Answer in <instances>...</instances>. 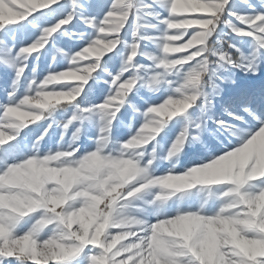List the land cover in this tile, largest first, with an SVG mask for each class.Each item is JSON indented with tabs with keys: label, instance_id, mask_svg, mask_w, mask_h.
Here are the masks:
<instances>
[{
	"label": "rangeland",
	"instance_id": "obj_1",
	"mask_svg": "<svg viewBox=\"0 0 264 264\" xmlns=\"http://www.w3.org/2000/svg\"><path fill=\"white\" fill-rule=\"evenodd\" d=\"M114 1L0 0V264H85L92 253L97 264H139L140 237L123 241L118 223L128 208L149 209V225L168 230L183 214L234 220L235 237L220 236L210 262L168 241L165 264H264V152L244 170H201L252 132L264 137V118L250 123L240 107L229 111L264 90V16L241 23L232 18L241 0H223L206 25L198 4L210 0H167L165 21L139 25L131 38L141 0L130 10ZM149 28L154 42L143 34ZM137 44L134 60H124ZM175 102L189 107L168 115ZM241 116L251 126L236 136ZM146 136L142 151L136 141ZM257 142L255 151L264 138ZM166 157L174 160L154 166ZM129 163L147 180L126 194L116 187ZM94 220L106 222L97 245Z\"/></svg>",
	"mask_w": 264,
	"mask_h": 264
},
{
	"label": "bare ground",
	"instance_id": "obj_2",
	"mask_svg": "<svg viewBox=\"0 0 264 264\" xmlns=\"http://www.w3.org/2000/svg\"><path fill=\"white\" fill-rule=\"evenodd\" d=\"M119 1L120 0L114 1V7L115 8H116V6L119 5ZM166 2H167V0H141L140 5L138 7V19L141 18V20L139 19V21H140L139 22L138 19H136L134 24L131 26V30H130L131 38L138 36L137 34L139 31V28H142V27H139V25H142L144 28L148 29V26L150 24H152L154 21H156L157 23H158V21H165L164 16H162L160 14V12L162 11V7ZM222 2H223V0H210L208 2L202 1V3L198 4L199 9L203 10L206 13V15H205L206 16V19H205L206 25H208L212 21V19H214L215 15L218 13V11L221 7ZM126 4H127L128 9H129L131 6V0H127ZM194 5L196 6L197 2ZM173 6H174V4H173ZM263 6H264V0H241L239 13H238V15H233L232 18L236 19L237 21H239L241 23L242 22L249 23L254 18H261L264 16V9L262 8ZM9 14H10V18H13V19L16 18V15H15L13 10H9ZM119 26H117V28L115 29L116 34H118L120 32L121 27H119ZM150 28H149V30H150ZM151 30L149 33L143 32V34L145 35L147 40L154 42L153 38H155V37L153 36V33H155V32H153V31L151 32ZM139 49H140L139 44H137L136 46H132V47L127 45V53L123 57V59L128 60V61L134 60L136 54L139 52ZM148 49L150 50V52L151 51L156 52L151 43H150V45H148ZM143 59H145V58H143ZM253 105H256V108H253ZM188 107H189L188 104H186L185 102H183V103H176L175 102L172 104L171 109H169V111H167V113H168V115H172L177 110L182 111L183 109H186ZM239 107L241 108V111L243 112V114H245L246 116H248L251 119L250 123L251 122L257 123V121L259 122L261 119L264 118V117H261L262 116L261 112L264 116V90H261L258 93H256L255 99H253V103L251 105H242L241 106L239 101L236 102L234 107L232 109H229L230 113L234 114L233 111H236L237 110L236 108H239ZM257 108L261 112L257 111L258 110ZM156 110H153V111L151 110L152 111L151 114L153 117L157 116L158 110L157 111ZM148 118H149V115H148ZM245 118H247V117H245ZM240 120L242 121L241 122L242 125L241 126H235V128L236 127L237 128L235 130H233V131H235L236 136H238L237 134L243 135V131L244 130L246 131V129H248V128H246V125L244 124V123H247L248 120L246 121L242 116L240 117ZM248 125H250V124H248ZM248 125H247V127H248ZM149 126L150 125H148V124H143V126L140 128L141 133H144L147 130H149L148 129ZM162 126H163V123H161L158 130ZM152 132H154V131H152ZM248 132H249V130H248ZM251 134H252V136L250 135L251 136L250 139L246 140V141L244 139V142L242 141L243 140L242 139L241 140L242 142L239 144V147H237V149H235L233 152L223 154V155H215V156L209 158L208 160H206L205 163L207 162V165L205 166L204 169L201 168V170L209 171L212 173H221L222 174V172L232 173V172L244 170L247 166H250L252 164L254 166L256 164V162H258L257 160L259 158H261L262 153L264 152V143H263V146H260L256 151H255V147H256L255 144L258 140H262L264 137L262 136L263 134L261 135V133L253 135V132H252ZM234 137L235 136H233V138ZM244 138H246V137H244ZM149 140H150V138L146 136V137H143L141 139H138L136 141V143L140 144L139 148H141L143 151V149L145 150V147L147 148V143L148 142L150 143ZM160 152H161V150H160ZM255 152H257L256 158L258 157V159H256V162L253 163V156H254ZM172 160H174V157H166L164 159V162L160 158L159 161H157L154 166L160 167V165H162V163H169ZM123 164H124V162H123ZM129 165H130L129 166L130 172L128 174V177L124 181H122L121 184H119V186L116 187V191L125 189L126 194L129 192V190L132 189V187H134L135 185H138L139 183H142V182L147 180L146 173L143 172L144 170H142L141 168L140 169L136 168L135 164L133 165V164L129 163ZM165 167H167V165ZM252 170L253 169H251V171ZM40 175H42L44 178H49L51 176V174L48 173L47 171H41ZM223 176H224V174H223ZM166 178L167 177H165L164 179H166ZM138 188H140V187H138ZM139 190L141 191V193L142 192L143 193L148 192L147 191L148 188H144V187H141ZM146 206L149 207V203H146ZM151 208L153 209V207H151ZM157 211H158L157 207H154V209L152 210V212L154 214H156ZM150 213L151 212L149 211V209L148 210L147 209L146 210H140V209L128 208L126 210H119L118 211L119 218L121 219L120 222H118V223H120L121 226L123 227V231L125 234L124 237H126L125 239H123V241L124 240L126 241V239H129V240L138 239L140 237L139 238L140 242H138V245L136 244L137 246L134 249L132 248V250H134V252L139 254V256L136 257L135 261L137 262L138 258L141 257L139 260V264H165L163 261H169L171 259V254L169 253V251H166L164 249L166 244L168 243V241H170L171 243L173 242V246H172L173 248L179 249V248H182L184 246H188L191 248V250L194 254H196V253L199 254V252H200V254L203 255L202 256L203 260L210 262L211 258H213V256L216 253H219L220 248L222 246L221 245L222 241H221L220 236H223L226 232H229L231 234V238L235 237V231H236L235 228L236 227L234 224V220L231 218L214 219V218H202L201 216H198L196 214H188V215L183 214V216L181 215L180 220L179 221L176 220L175 223H173L170 226V229L168 230L164 226V224H162V223L159 225H155V226L149 225L148 221L150 219V215L152 214V213L151 214ZM140 214H145V215H144V217L139 218L138 216ZM90 227H96V228H95V231L89 236V241L92 245H97L100 243V238L102 237L103 232L106 228V222L104 221L103 223L98 225L97 221L94 220L93 224H91L89 226V228ZM88 231H89V229H88ZM160 232L165 233L164 238L159 236L158 233H160ZM124 237H122V238H124ZM67 253H70V250ZM143 256H145V257H143ZM98 257H99V255L97 253H95V254L92 253V255L90 256V258L88 259V261L85 264H97V258ZM133 261H134V258H133Z\"/></svg>",
	"mask_w": 264,
	"mask_h": 264
},
{
	"label": "trees",
	"instance_id": "obj_3",
	"mask_svg": "<svg viewBox=\"0 0 264 264\" xmlns=\"http://www.w3.org/2000/svg\"><path fill=\"white\" fill-rule=\"evenodd\" d=\"M232 53L234 54V58H237L238 53L236 51H232ZM75 104V101L72 102H66V103H59L56 104L53 110H60L63 108H67L71 105ZM18 255H16L15 257H17ZM19 257V256H18Z\"/></svg>",
	"mask_w": 264,
	"mask_h": 264
}]
</instances>
